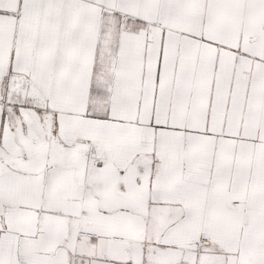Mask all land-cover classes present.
<instances>
[{
	"label": "snow or ice",
	"instance_id": "6c2138e0",
	"mask_svg": "<svg viewBox=\"0 0 264 264\" xmlns=\"http://www.w3.org/2000/svg\"><path fill=\"white\" fill-rule=\"evenodd\" d=\"M0 264H264V0H0Z\"/></svg>",
	"mask_w": 264,
	"mask_h": 264
}]
</instances>
